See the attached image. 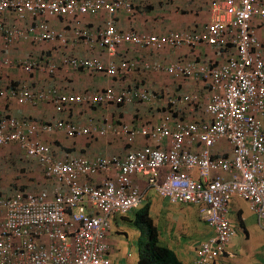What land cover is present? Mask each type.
Instances as JSON below:
<instances>
[{
  "label": "built area",
  "instance_id": "obj_1",
  "mask_svg": "<svg viewBox=\"0 0 264 264\" xmlns=\"http://www.w3.org/2000/svg\"><path fill=\"white\" fill-rule=\"evenodd\" d=\"M123 10L132 12L124 0H0V14L12 12L18 20L26 15L83 17L105 12V26L96 32L75 29L71 39L82 44L96 42L109 56L125 44L139 48L162 50L182 46H212L223 52V62L170 64L153 67L176 78L201 79L210 86L206 103L208 119L186 124H169L170 113L155 128L133 129L126 125L108 124L101 129L80 127L65 120L54 123H28L0 116V146L15 144L26 158L35 161L43 177L52 181L53 190H22L11 187L0 191V264H110L106 257V236L110 217L125 215L137 209L143 192L132 182V176L146 179L147 186L172 203L192 204L200 208V216L214 231L197 251V264H214L223 256L235 235L228 220L227 204L233 196L247 201L264 231V0H213L205 29L199 33H172L167 37L118 31L111 15ZM4 27L0 24V33ZM7 41L34 37L37 43L65 42L45 24L31 27L27 33L4 30ZM70 43V42H69ZM234 53L226 59V47ZM63 67L108 77L122 76L127 62L104 66L96 60L65 59ZM54 62L37 59L13 62L0 57V69H19L49 75L58 69ZM12 98L19 105H36L52 100L57 113L71 105H125L149 103L157 95L147 90L127 88L116 91L106 87L90 95L63 94L16 88L0 89V99ZM180 100H169V106ZM186 104H199L198 97L184 96ZM62 131L69 138L105 136L112 133L132 144L137 135L155 143L131 151L124 157L95 159L66 158L57 160L50 148L38 140L41 134ZM169 141V148L161 144ZM224 139L232 148L231 159L212 157L214 144ZM197 144V153L187 146ZM166 170L162 177L160 173ZM197 171L194 180L190 171ZM105 176L101 182L92 178ZM91 180V181H90ZM88 208L95 211L89 213Z\"/></svg>",
  "mask_w": 264,
  "mask_h": 264
},
{
  "label": "crops",
  "instance_id": "obj_2",
  "mask_svg": "<svg viewBox=\"0 0 264 264\" xmlns=\"http://www.w3.org/2000/svg\"><path fill=\"white\" fill-rule=\"evenodd\" d=\"M82 1V0H78ZM131 4L132 12L123 10L111 15L115 28L120 32H134L167 37L172 33H199L205 29L210 16L213 0H124ZM108 15L99 12L83 17L56 16L34 17L26 15L18 20L12 12L0 14V24L4 30H17L27 33L31 27L45 24L55 33L65 36L67 44L60 41L37 43L34 37L26 39L15 37L7 41L6 33H0V57L13 62L24 59H37L43 63L54 62L58 69L51 75L34 71L26 73L19 69H0V89L10 91L16 88H28L30 91L47 92L55 90L63 94H94L106 87L116 91L127 88L147 90L157 97L149 103L131 102L125 105H71L57 113L52 100L36 105H19L8 97L0 99V116L12 117L28 123H54L58 120L69 121L80 127L101 129L108 124L126 125L133 129L141 127L155 128L164 122L170 113L169 124H186L208 119L206 103L209 101L211 89L203 80L176 78L164 71L157 72L153 67L161 68L170 64L223 62L224 53L216 47L182 46L177 49L163 48L154 50L139 48L131 44L121 45L113 56H109L104 48L96 42L82 44L71 39V32L76 28L83 31L96 32L105 26ZM260 38L264 40V28L259 29ZM70 42V43H69ZM234 53L231 46L226 47V59ZM84 58L96 60L104 66L108 64L128 63V70L118 77L105 74H94L82 70H70L62 66L65 59ZM197 96L199 104H186L181 101L184 96ZM178 99L169 106V100ZM264 127V114L261 117ZM41 143L46 144L57 160L66 158L95 159L97 157H124L127 153L155 143L147 137L136 136L129 144L120 136L107 133L105 136H85L69 138L62 131L55 130L38 136ZM0 148V172L4 165L13 169L12 178L20 182L16 172L22 175V183L18 188L28 190H53L56 185L43 177L41 167L33 160L25 157L15 144ZM161 146L169 148L166 139ZM202 145L187 146L188 151L197 153ZM212 157L231 159L232 148L224 139L218 140L211 149ZM164 169L160 173L162 177ZM192 179L198 180L197 171L189 172ZM105 176L92 178L93 183L101 182ZM132 182L143 192L140 206L125 215L114 214L110 217L111 228L106 236L108 250L106 257L110 264H139L140 256L146 252L151 242V232L157 245L170 252L178 264H197V251L202 242L214 236V231L200 216V208L185 203H172L162 198L147 186L146 179L140 175L132 176ZM142 211V217L139 213ZM89 213H95L88 208ZM234 226L235 235L230 239L226 251L214 264H264V231L257 215L250 204L233 196L227 204V214Z\"/></svg>",
  "mask_w": 264,
  "mask_h": 264
},
{
  "label": "trees",
  "instance_id": "obj_3",
  "mask_svg": "<svg viewBox=\"0 0 264 264\" xmlns=\"http://www.w3.org/2000/svg\"><path fill=\"white\" fill-rule=\"evenodd\" d=\"M21 189L24 190V188ZM142 214V211H140V217H142ZM139 264H178V262L170 252L157 245V240L155 236L153 237V232H151V242L147 251L141 254Z\"/></svg>",
  "mask_w": 264,
  "mask_h": 264
},
{
  "label": "rangeland",
  "instance_id": "obj_4",
  "mask_svg": "<svg viewBox=\"0 0 264 264\" xmlns=\"http://www.w3.org/2000/svg\"><path fill=\"white\" fill-rule=\"evenodd\" d=\"M2 147H5V146H2ZM2 147L0 146V148H2ZM6 147H8V146H6ZM7 164L4 165L5 171L0 172V191L1 190H8L11 187H17L18 188L19 185H15V183L21 184L23 181L22 175L19 174V172H16V173L20 178V182L19 181L17 182L16 180H14L12 178V175H9V174H12L14 170L13 169L10 170ZM27 189H28V191H32L33 184H29V187H27Z\"/></svg>",
  "mask_w": 264,
  "mask_h": 264
}]
</instances>
